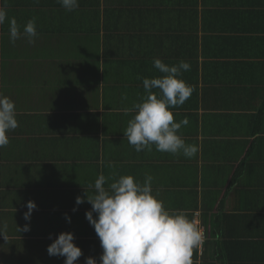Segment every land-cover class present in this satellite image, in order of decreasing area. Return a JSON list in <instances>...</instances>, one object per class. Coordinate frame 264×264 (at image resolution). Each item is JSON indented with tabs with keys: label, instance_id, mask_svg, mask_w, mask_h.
I'll use <instances>...</instances> for the list:
<instances>
[{
	"label": "crops",
	"instance_id": "1",
	"mask_svg": "<svg viewBox=\"0 0 264 264\" xmlns=\"http://www.w3.org/2000/svg\"><path fill=\"white\" fill-rule=\"evenodd\" d=\"M78 2L66 11L57 0H0V93L18 121L0 148V264H64L47 253L61 232L82 250L76 264H99L91 205L75 198L94 195L100 174L106 188L150 174L164 207L205 230L193 264H264V0ZM33 17L34 43H11L9 20L22 32ZM157 58L191 66L180 79L195 90L171 111L189 121L179 135L199 147L192 158L137 152L123 134L143 79L165 75ZM28 201L37 209L25 221Z\"/></svg>",
	"mask_w": 264,
	"mask_h": 264
},
{
	"label": "clouds",
	"instance_id": "2",
	"mask_svg": "<svg viewBox=\"0 0 264 264\" xmlns=\"http://www.w3.org/2000/svg\"><path fill=\"white\" fill-rule=\"evenodd\" d=\"M57 2L66 11H73L79 6L78 0ZM34 3H39V0H34ZM6 18V7L0 6V25L5 23ZM22 35L28 38L29 43H34L38 35L34 17L23 26L22 32L15 18L9 20L10 42L15 43ZM153 65L165 75L143 79L145 95L140 102L124 109L125 114L135 112V115L129 120L123 134L137 152H151L155 145L159 152L173 155L182 153L192 158L199 147L186 144L179 135L181 127L187 126L189 121L184 118L175 122L171 111L183 105L195 90L180 79L182 72L189 71L191 66L183 60L169 66L158 58L154 59ZM153 89L159 91L154 93ZM121 99L127 100V95L122 94ZM17 127L15 104L0 93V148L10 142L6 133ZM106 179L109 178L100 174L95 180L94 195L85 193L83 197L75 198L76 205L85 201L91 205V210L85 212V218L100 241L102 253L99 264H193V250L203 246L205 230L183 211H169L164 207V202L153 194V177L150 174L145 175L143 183L131 175L120 176L107 188ZM26 208L23 218L30 221L37 205L34 201H28ZM65 219L70 222L67 214ZM6 229V223L0 224V235L3 236ZM18 230L27 232L30 226L25 224ZM73 241V233H59L47 246L48 255L64 257V264H76L82 250ZM85 264H97V261L86 257Z\"/></svg>",
	"mask_w": 264,
	"mask_h": 264
}]
</instances>
